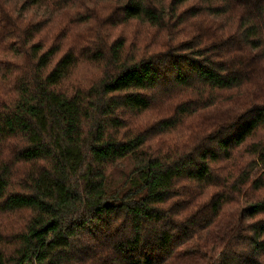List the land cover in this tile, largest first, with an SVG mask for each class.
Masks as SVG:
<instances>
[{"label":"trees","instance_id":"1","mask_svg":"<svg viewBox=\"0 0 264 264\" xmlns=\"http://www.w3.org/2000/svg\"><path fill=\"white\" fill-rule=\"evenodd\" d=\"M0 264H264V0H0Z\"/></svg>","mask_w":264,"mask_h":264}]
</instances>
